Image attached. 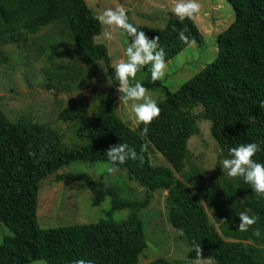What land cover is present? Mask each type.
Listing matches in <instances>:
<instances>
[{
	"label": "trees",
	"instance_id": "trees-1",
	"mask_svg": "<svg viewBox=\"0 0 264 264\" xmlns=\"http://www.w3.org/2000/svg\"><path fill=\"white\" fill-rule=\"evenodd\" d=\"M226 1L233 8L234 20L217 36L213 62L175 91H169L160 80L152 81L150 75L141 82L146 89L164 95L158 103L159 116L142 133L143 124L131 129L116 112L118 82L112 78L106 46L94 42L101 24L85 0H0V47L25 44L29 37L53 25L66 32L86 65V71L72 65L77 75L70 81L83 80V90L92 87L99 62L110 83L95 98L93 119L84 122L85 128L77 135L86 144L78 148L63 146L54 131L28 117L11 122L0 107V222L11 233L0 243V264H70L79 258L93 264H138L139 253L146 248L138 213L148 206L155 190L167 194V220L187 241L188 259L194 260L193 245L198 244L202 259L213 264H264V194L253 192L240 177L220 182L216 175L205 187L195 169L185 171L190 157L188 141L198 133L197 121L201 120L210 122V136L222 157L229 155V147L257 142L261 150L252 159L264 163V107L259 104L264 100V0ZM134 26L149 39L159 37L166 63L190 43L202 42L193 18L171 19L161 29ZM181 30L186 41L178 38ZM127 40L131 42L128 36ZM80 115V109L70 103L60 111L58 120L73 124L80 122ZM118 142L127 143L136 157L115 168L145 189L142 200H123L115 190L102 188L86 175L57 173L76 161L113 166L104 152ZM153 154L168 166L153 163ZM46 177L56 183L83 182L91 193L92 206L110 197L106 218L91 225L40 228L37 195ZM199 194L211 210V219ZM124 209L129 211L127 218L114 223L112 213ZM244 209L257 221L247 231H239L238 214ZM148 264L171 263L157 259Z\"/></svg>",
	"mask_w": 264,
	"mask_h": 264
},
{
	"label": "rangeland",
	"instance_id": "rangeland-1",
	"mask_svg": "<svg viewBox=\"0 0 264 264\" xmlns=\"http://www.w3.org/2000/svg\"><path fill=\"white\" fill-rule=\"evenodd\" d=\"M87 6L95 12L115 9L122 5L129 22L138 26L161 29L171 19H177L171 8L174 0H85ZM201 9L193 19L202 36L201 43H190L183 51L166 63L165 75L159 79L169 91L179 89L186 81L198 74L206 65L217 57L216 38L224 32L234 20V11L226 0H199ZM107 26L101 24V33L94 38L96 44H103L108 50L112 65L124 59L123 49L129 43L123 31H113V38L108 41L103 37ZM49 25L35 36L29 37L25 44L0 47V107L11 122L22 117L31 122L49 127L58 136L65 147L78 148L86 144L77 135L94 116V103L97 94L110 86L107 71L102 63H96L97 75L91 78V86L83 90V80L72 79L77 75L71 66L86 71V65L76 53V47L66 32ZM61 65H65L60 69ZM58 66V68H57ZM68 66V67H66ZM137 71L131 82L146 80L150 73ZM61 75L57 77V75ZM72 82V83H71ZM95 86V87H94ZM118 89V87H117ZM159 103L164 95L160 90L150 91ZM120 93L116 94V112L120 119L131 129H136L131 102H121ZM73 103L81 111L80 122L68 124L58 120L60 111ZM198 113V110L197 112ZM210 122L197 121L198 133L188 141L190 152L185 171H196L198 178L204 180L207 187L213 176L220 182L229 178L222 172L219 147L209 133ZM157 165H167L158 154L151 155ZM168 166V165H167ZM59 174H80L99 183L102 188L115 190L119 197L127 201L142 200L146 194L144 188L129 180L124 171H120L107 162H72L61 167ZM178 178H186L176 174ZM203 185V186H204ZM206 212L211 217L204 197ZM167 194L162 190L150 193L149 204L139 213L146 248L139 253L138 264H148L163 259L171 264H194L187 258L189 245L167 220ZM111 207L110 197H106L98 206L91 205V193L81 181L53 182L46 177L39 184L37 195V223L42 229H58L75 225H91L105 219ZM129 214L127 209L112 213L114 223L124 221ZM212 221V220H211ZM218 228V225L215 224ZM9 230L0 222V243L10 236ZM31 264H45L42 261ZM202 264H213L212 260L202 259Z\"/></svg>",
	"mask_w": 264,
	"mask_h": 264
},
{
	"label": "clouds",
	"instance_id": "clouds-1",
	"mask_svg": "<svg viewBox=\"0 0 264 264\" xmlns=\"http://www.w3.org/2000/svg\"><path fill=\"white\" fill-rule=\"evenodd\" d=\"M201 4L199 0H174L172 13L183 20L192 19L200 12ZM98 23L107 26L103 32L105 40L113 38V31L123 30L129 38L127 46L123 49L124 59L115 63L112 78L118 82L117 91L121 94V102H131L130 109L134 114L137 124H143L142 133H147L149 125L154 118L160 114L158 102L153 98L150 90L139 81L131 82L130 78L135 77L137 71L144 70L143 66H148L146 71L150 73L152 81L159 80L165 75V52L158 44L159 37L149 39L142 30L129 22L126 10L122 5L115 9L106 8L95 16ZM181 41H186L184 31L178 33ZM264 107V100L259 102ZM257 142L241 143L227 149L228 156L222 160L221 170L229 177H240L243 182L250 185L253 192L264 194V163L257 162L252 157L260 151ZM107 160L116 164H123L127 159L135 158L136 153L127 143L118 142L109 146L104 152ZM239 231H247L248 227L255 224L257 217L250 215L247 209L239 211ZM255 234L259 235L257 231ZM196 256L194 264H202L201 248L198 244L193 245ZM70 264H93L90 259H75Z\"/></svg>",
	"mask_w": 264,
	"mask_h": 264
}]
</instances>
